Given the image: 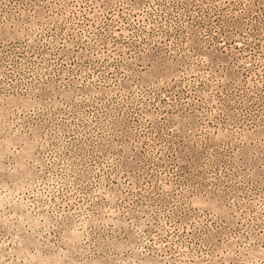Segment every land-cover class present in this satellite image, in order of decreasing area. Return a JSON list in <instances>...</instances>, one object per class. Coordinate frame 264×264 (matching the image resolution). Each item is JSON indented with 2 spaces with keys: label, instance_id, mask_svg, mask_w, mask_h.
Returning a JSON list of instances; mask_svg holds the SVG:
<instances>
[{
  "label": "rangeland",
  "instance_id": "rangeland-1",
  "mask_svg": "<svg viewBox=\"0 0 264 264\" xmlns=\"http://www.w3.org/2000/svg\"><path fill=\"white\" fill-rule=\"evenodd\" d=\"M0 264H264V0H0Z\"/></svg>",
  "mask_w": 264,
  "mask_h": 264
}]
</instances>
